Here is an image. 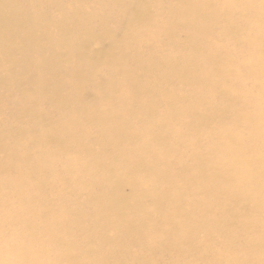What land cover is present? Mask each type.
<instances>
[{"label":"clouds","instance_id":"clouds-1","mask_svg":"<svg viewBox=\"0 0 264 264\" xmlns=\"http://www.w3.org/2000/svg\"><path fill=\"white\" fill-rule=\"evenodd\" d=\"M0 9V264H264V0Z\"/></svg>","mask_w":264,"mask_h":264},{"label":"rangeland","instance_id":"rangeland-1","mask_svg":"<svg viewBox=\"0 0 264 264\" xmlns=\"http://www.w3.org/2000/svg\"><path fill=\"white\" fill-rule=\"evenodd\" d=\"M19 2V0H18ZM9 16L7 14H5L3 11L0 15V32H2L4 30V28L7 26V23L9 21ZM107 36L105 35H98L96 37V40L101 44V47L99 49L96 50V54H104L107 52V50L111 47V43H106Z\"/></svg>","mask_w":264,"mask_h":264},{"label":"bare ground","instance_id":"bare-ground-1","mask_svg":"<svg viewBox=\"0 0 264 264\" xmlns=\"http://www.w3.org/2000/svg\"><path fill=\"white\" fill-rule=\"evenodd\" d=\"M1 13H2V9H0V15H1ZM9 19H10V17H9ZM105 42H106V43H109V42L111 43V41L109 40L108 37L106 38Z\"/></svg>","mask_w":264,"mask_h":264}]
</instances>
